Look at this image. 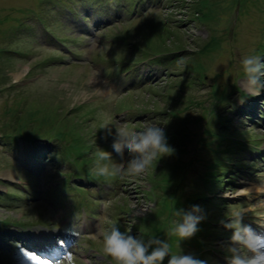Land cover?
<instances>
[{
	"label": "rangeland",
	"instance_id": "rangeland-1",
	"mask_svg": "<svg viewBox=\"0 0 264 264\" xmlns=\"http://www.w3.org/2000/svg\"><path fill=\"white\" fill-rule=\"evenodd\" d=\"M152 1L147 0L144 4L150 6V9L157 13H153L152 17H149L150 22L146 21L150 25L148 31H144L137 24H130L135 19L124 23L127 21L126 7H122L125 14L121 12L122 10L119 11L123 15L124 24H115L117 20H121L118 17L116 6L111 7L115 0H110L107 3L111 7L108 12L110 11L109 14H112L113 17L107 18L101 15L104 19L99 18V15L94 13L95 8L98 7L92 6L95 4L94 0H60L57 11L58 17L54 15L56 13L54 12L55 8L47 10L45 4L38 5V0H36V4H34L35 0H0V31H6L8 27H12L18 18H22L20 17L22 10L32 7L37 9L36 11L40 12L47 20V31L58 35V39L62 43L64 42L65 46L69 41L67 42V39L62 41L63 37H67L68 40L79 38L78 47H75L78 44L76 42H74L75 44L68 43L74 54L79 56L77 61L71 51L65 50V46L53 42L49 37L48 40L52 43L47 46L49 42H43V33L45 32L41 29L40 24L33 27L34 32L32 31V33L28 34L27 31H23L19 35V41L0 39L1 46H7L14 52H20L19 54L4 55V58L11 56L13 62L7 59L3 66L0 65L2 67V69L0 68V81L3 85L1 87L0 84V89L18 82V86L11 93H0V130L3 131L2 133H9L12 129L16 130L15 125L23 126L20 123L24 120L29 127V119L36 113L38 115L35 117L38 118V121L45 122L46 127L42 125V132L45 136L63 135L61 139L64 140L65 156L59 162L61 150L58 149L56 142L48 144L44 140H36L32 145L21 143L19 151H13L12 158L20 155L23 160H28L32 155L34 159L35 157L45 159L42 161V165L31 162L30 164L34 170L40 171L38 175L43 176L45 185L49 186L48 201L50 206L46 201L35 196L29 197L23 202L15 201L5 194L6 187L1 185L0 195L5 196V198L0 205V221L9 220L7 226L27 230L38 225L41 228L72 232L69 227L72 221L80 223L88 221L99 224V228L102 227L105 230L116 225L122 232L130 233L145 240L150 237L166 239L165 233L168 232L171 221L176 219L173 215L174 209H187V207L180 206L182 190L178 187V177L172 172L176 168L174 162H169V169L164 173L161 168L162 161L158 160L156 171L149 177L153 185L150 198L156 205L155 209L144 192L150 187L147 181L148 169L140 175V179L133 176L124 178L127 182L125 188L132 189L124 194L119 191L117 196H124L125 199L114 197L113 193L119 189L121 177H96L90 174L88 161L84 157L78 156L80 152L86 155L91 146L96 147L95 143L106 142L105 145H107L108 142L112 148L114 136L108 135L106 130H100L102 121L98 118V114L108 113L112 124L128 123L137 131L143 130L146 125L154 124L163 128L165 133L168 130L169 132L175 130V127L179 125L178 122L173 121L172 117L186 119L190 132L182 134L179 145L180 148L181 146L184 147L189 141L188 153L183 158L190 160L191 155L196 154L197 162L194 169L189 167L186 181L183 183L184 189L188 193L198 191L199 184L194 178L198 175L201 176V173L213 160L211 159L212 150L223 146V144L217 145V141L208 146L204 143L209 142L210 137L205 133L203 117L213 106L214 101L210 94L214 87L218 86L219 91H222L226 86L239 85L240 88H246L248 93L253 92L264 96V88L255 90L248 86L240 63L243 55L257 56L258 53L255 50L262 42L261 37L264 38L263 0H259L261 5L253 6L254 8L248 14H246V8L242 10V14L246 15L236 27L231 29V31L233 30L232 39L231 31L229 35L226 33L231 26L229 21L232 20V16L230 14L226 17L222 15L217 4L218 0H203V16L215 22L212 26L215 33L211 38L213 44L211 51H214L220 44L221 48L219 51L217 50L215 53L205 55L202 58L207 67V72H205L207 76L203 81L196 79L193 87H184V92L181 93L183 95L180 97H178L177 91L174 92L169 86L164 87L168 81L170 83L173 80L169 77H165L156 88L154 87L157 91L126 85L131 81V78L124 81V77L132 72L133 68L127 62V60H131V53L127 49L131 43L135 45L136 50H143L142 60L144 61L153 54L169 52L178 48L183 51L186 50L185 45L181 43L182 34L184 36L183 42L190 46L189 51H191L192 48H199L197 42L207 41L211 33L209 27L211 25L206 26L197 21L180 23L182 33L166 29L165 20L161 17L163 14L166 17L167 14L171 13L172 16H176L174 17L176 20L182 17L178 13L176 14L173 8V10L164 11V7H158L161 6L162 0ZM172 1L174 0L170 2ZM186 1L191 4L197 2V0ZM154 4L157 7L152 6ZM69 10L72 13H68ZM87 16L89 18H86ZM143 18L137 23H145ZM114 19L115 21H113ZM182 19L185 20L186 18L183 17ZM100 21L105 23L97 26ZM83 25L89 29V34L84 32ZM110 26H112L110 33L102 38L100 44V32L105 27ZM197 37H200L201 41H193ZM120 46L127 49L129 58H124L122 54H125V51L121 50ZM182 54L185 53L180 55ZM122 56L123 58H119ZM53 57L63 59L56 63H50L51 65L46 67L45 62ZM36 60H38V65L31 67ZM87 60H90V63H87ZM180 61H184L185 64L177 67V63ZM172 62L176 64L175 70L172 69L173 67L171 68L172 71H175L174 74H180L181 71L184 73L189 71L191 75L198 73L195 64L186 62L184 57L174 58ZM141 67L142 65L138 69ZM163 73L166 74V72L153 69L151 71L153 76L148 73L143 74L153 78L158 76L154 80H160L159 77ZM174 78L178 80L181 79V76L176 75ZM159 90L160 92H158ZM229 91L231 88L227 90L225 95ZM9 94L11 95L9 96ZM163 94L168 95L164 97ZM172 96H175V99L170 100ZM238 97H241L239 92H235L232 98L235 100ZM165 110H167V115H159ZM174 110L180 111L181 114ZM257 114L258 116L255 118L243 117L234 112L229 116L234 121V125L240 126L239 134L244 139L259 137V141H261L259 151L263 152L262 158L264 159V118L260 117L259 112ZM213 124L212 129L216 126L215 123ZM37 127V124H34V128ZM179 128L182 130V127ZM112 131L114 133L115 129L113 128ZM171 146L176 147V141H171ZM112 153L115 159H119L114 150ZM237 153L238 150H232L229 155L232 160L244 158L246 164L252 163L250 158ZM8 157L7 153L1 154L0 150V176L11 179L15 178L16 174L12 169H7L5 162L16 168H20L21 165L13 159L8 160ZM222 157L231 160L230 157ZM219 158L221 159V157ZM55 166V171L52 174ZM228 171L230 173L225 176L223 183L219 186L221 190L216 191L222 196V199L213 198L209 203H201L200 208L203 213H207L217 221L221 218H227L231 214L241 213L244 216L245 224L251 225L256 232L264 234V191L255 189V187L264 188V167L255 169L250 167L243 172L244 175L237 173L236 169L232 172L231 170ZM5 184L9 183L5 182ZM95 184L111 189V194L107 198L111 202V206L103 207L105 204L103 192H98L96 188L90 187ZM103 191L106 190L103 189ZM13 201L14 203H10ZM208 215L206 216L209 217ZM29 218H35V220L29 223L17 221L29 220ZM201 225H204L203 220L198 225V232L203 231ZM3 234L5 236L10 235L7 232ZM87 236L88 233H84L82 239L79 240L78 245L85 250V254L82 251L78 252L77 256L80 257V261H83L84 255L90 254L96 258L102 256L107 263L114 264L112 258L103 252L102 233L93 239H88ZM190 239L191 243H197L194 237ZM184 241H180L178 237H172L169 240L171 251L173 253L180 252ZM189 253L196 254L197 248H191L185 252V254ZM9 255L10 253L0 254V264H24L23 262H15ZM167 259H165L164 264H167ZM75 261L76 259L73 258V263ZM215 264L219 263L215 261Z\"/></svg>",
	"mask_w": 264,
	"mask_h": 264
},
{
	"label": "clouds",
	"instance_id": "clouds-1",
	"mask_svg": "<svg viewBox=\"0 0 264 264\" xmlns=\"http://www.w3.org/2000/svg\"><path fill=\"white\" fill-rule=\"evenodd\" d=\"M251 89L264 88V62L256 55H243L240 61ZM102 121L100 130L113 135L112 148L119 156L96 147L94 161L90 166V174L96 177L110 178L138 176L143 174L157 157L169 156L174 153L167 140L163 128L157 125H146L137 131L127 123L112 124L108 113H99ZM115 129L113 133L112 129ZM125 153L129 159L125 162ZM174 217L166 239L150 237L147 240L122 232L118 226L112 225L105 230L101 227L103 252L112 258L114 264H207L194 254L171 251L169 240L178 237L180 241L192 238L198 231V225L206 218L199 206L189 210L175 208ZM221 224L232 231L229 241L222 245L226 253L227 264H264V234L256 232L251 225L244 223L241 213L231 214ZM56 264H65L57 261ZM67 264H73L71 252L67 253Z\"/></svg>",
	"mask_w": 264,
	"mask_h": 264
},
{
	"label": "snow or ice",
	"instance_id": "snow-or-ice-1",
	"mask_svg": "<svg viewBox=\"0 0 264 264\" xmlns=\"http://www.w3.org/2000/svg\"><path fill=\"white\" fill-rule=\"evenodd\" d=\"M58 243L62 244L63 241L61 240ZM19 254L23 257L26 264H50V261L47 258L41 257L39 254H35L24 249H19Z\"/></svg>",
	"mask_w": 264,
	"mask_h": 264
},
{
	"label": "bare ground",
	"instance_id": "bare-ground-1",
	"mask_svg": "<svg viewBox=\"0 0 264 264\" xmlns=\"http://www.w3.org/2000/svg\"><path fill=\"white\" fill-rule=\"evenodd\" d=\"M96 82H97V81H96ZM255 189H257V190H262V191L264 190L263 187H261V188H260V187H255Z\"/></svg>",
	"mask_w": 264,
	"mask_h": 264
}]
</instances>
